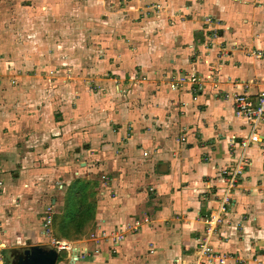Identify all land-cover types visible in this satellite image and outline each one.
Segmentation results:
<instances>
[{
	"label": "crops",
	"instance_id": "1",
	"mask_svg": "<svg viewBox=\"0 0 264 264\" xmlns=\"http://www.w3.org/2000/svg\"><path fill=\"white\" fill-rule=\"evenodd\" d=\"M203 6L209 9L203 18L211 23L202 21L196 56H189L188 48L193 49L194 34L201 31L192 26L180 33L184 47L175 37L179 47L175 56L168 57L163 72L186 77L195 71L211 74L220 90L256 98L264 89V59L250 53L264 51V0H204ZM107 64L120 67L110 58ZM158 66L157 61L154 67ZM108 71L112 78L128 76L125 70ZM157 79L138 88L144 109L120 111L125 124L113 122L106 142L98 145L102 151L97 147L96 154L74 158L76 166L71 169L83 178L108 176V195H97L93 226L120 230L132 220L146 218L147 223L127 233L115 248L109 242L91 240V231L80 240L64 239L84 254L73 263L67 253L64 261L60 259L63 252H57L55 264H194L205 228L203 216L216 210L220 196L228 191L222 170L236 166L242 172L229 189L230 204L220 215L209 244L232 257L227 264H238L243 258L247 264L253 259L264 264V121L257 129L260 141L243 150L239 143L248 137L250 124L234 115L232 101L212 89L210 81L203 80L195 95L189 84L171 91L165 79ZM112 192L114 197L109 196ZM28 214L10 223L16 231L21 225L35 224L34 216ZM20 235L30 242L25 248L39 246L40 235L34 228Z\"/></svg>",
	"mask_w": 264,
	"mask_h": 264
},
{
	"label": "rangeland",
	"instance_id": "2",
	"mask_svg": "<svg viewBox=\"0 0 264 264\" xmlns=\"http://www.w3.org/2000/svg\"><path fill=\"white\" fill-rule=\"evenodd\" d=\"M203 2L0 0V264H9L6 248L30 244L20 235L29 228L40 235L39 246L52 248V240H64L56 235L54 220L72 180L83 178L71 172L74 158L96 154L113 122L125 124L120 111L144 109L138 92L147 81L168 77L171 90V83L186 77L166 76L163 68L179 47L175 37L184 47L180 33L202 29L203 20L211 23L203 18L209 10ZM202 35L194 34L189 56H196ZM109 58L120 67L107 64ZM157 61L161 66L154 67ZM108 68L128 76L112 78ZM195 74L203 85L206 74ZM85 177L108 195L105 173ZM26 211L35 224L16 231L10 223ZM60 256L66 261L65 252ZM237 263L247 264L244 258Z\"/></svg>",
	"mask_w": 264,
	"mask_h": 264
},
{
	"label": "built area",
	"instance_id": "3",
	"mask_svg": "<svg viewBox=\"0 0 264 264\" xmlns=\"http://www.w3.org/2000/svg\"><path fill=\"white\" fill-rule=\"evenodd\" d=\"M250 56H255L257 58L264 59V51H252ZM210 81V86L212 89H216L220 92L225 99H230L234 106V115L238 118H244L248 120L250 124V133L247 138L241 140L239 147L241 149H246L251 143H258L260 141V136L257 133L259 123L264 121V89H262L256 98H252L246 93H237L226 91L219 88V83L211 74H206L205 79ZM186 84L192 86V91L197 95L200 90L202 83L200 80L197 81L196 74H192L188 77L177 79L170 84V89L173 91L181 90ZM248 86L245 85V89ZM193 100H196V97H193ZM233 145V144H230ZM242 168L236 166L232 169L222 170V175L227 177L226 190L225 194L221 195L219 198L217 209L209 212L203 216V223L205 225L204 231L202 232L201 237L198 239L196 247V259L194 264H202L203 261L215 262L216 264H225L227 259H232L230 255L220 254L215 251L209 244L211 236L214 234L220 221V215L226 211L227 206L230 204L229 189L235 186L237 177L241 174ZM152 189H150L151 191ZM100 195H104L103 187L101 186ZM111 196L114 197V193H111ZM147 219L132 220L131 222L126 223L122 229H110L107 230L102 227L96 226L94 230L89 234V238L93 240H102L111 243L112 247H116L118 244L124 241L127 233H132L138 230L142 224H146ZM51 247L56 252H65L68 254V257L72 262H75L78 258L82 257L84 254L83 251L75 248L70 242L65 240H52ZM76 249V252H74ZM114 251V250H113Z\"/></svg>",
	"mask_w": 264,
	"mask_h": 264
},
{
	"label": "trees",
	"instance_id": "4",
	"mask_svg": "<svg viewBox=\"0 0 264 264\" xmlns=\"http://www.w3.org/2000/svg\"><path fill=\"white\" fill-rule=\"evenodd\" d=\"M99 183L94 180L78 178L72 180L63 196L64 206L61 214L55 216L56 235L68 241L80 240L86 232L93 230L97 200L95 198ZM89 214V219L87 217ZM89 223V224H88ZM90 226L88 229L87 227ZM10 250L4 251L5 260Z\"/></svg>",
	"mask_w": 264,
	"mask_h": 264
},
{
	"label": "water",
	"instance_id": "5",
	"mask_svg": "<svg viewBox=\"0 0 264 264\" xmlns=\"http://www.w3.org/2000/svg\"><path fill=\"white\" fill-rule=\"evenodd\" d=\"M36 252L31 253L27 260L28 264H55L57 252L53 248H44L42 246L32 247Z\"/></svg>",
	"mask_w": 264,
	"mask_h": 264
},
{
	"label": "flooded vegetation",
	"instance_id": "6",
	"mask_svg": "<svg viewBox=\"0 0 264 264\" xmlns=\"http://www.w3.org/2000/svg\"><path fill=\"white\" fill-rule=\"evenodd\" d=\"M36 252L34 249L31 248H22L18 250H10L8 256V263L9 264H28L27 257L31 254Z\"/></svg>",
	"mask_w": 264,
	"mask_h": 264
},
{
	"label": "bare ground",
	"instance_id": "7",
	"mask_svg": "<svg viewBox=\"0 0 264 264\" xmlns=\"http://www.w3.org/2000/svg\"><path fill=\"white\" fill-rule=\"evenodd\" d=\"M74 252H75V249H74Z\"/></svg>",
	"mask_w": 264,
	"mask_h": 264
}]
</instances>
